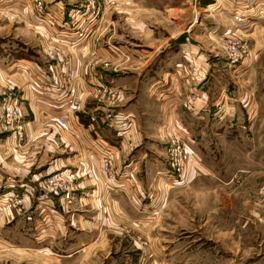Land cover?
<instances>
[{"label": "rangeland", "instance_id": "374dc122", "mask_svg": "<svg viewBox=\"0 0 264 264\" xmlns=\"http://www.w3.org/2000/svg\"><path fill=\"white\" fill-rule=\"evenodd\" d=\"M33 1L0 0V60H16L21 59L23 55L31 54L34 56L36 49L28 43L36 39L32 19H45L53 25L52 14H49L52 20L48 14L44 18L33 16ZM43 1L47 13V4L45 0ZM211 2L212 0H199V4L192 6L190 0H115L103 11L101 17L99 13L86 34V37L88 34H94L95 38H99L110 28L107 34L111 35V41L122 43L125 50L122 51L121 58L115 55L114 59H109L108 67L116 70L113 72L127 76L137 71L138 64L142 65L138 61H133L134 57L138 56L139 60H146L149 51L155 48L159 52V44L166 40L179 44L190 25L198 24L200 28L219 26L213 30L214 34H217L216 37L211 39L206 36L196 37L205 43L213 42L212 44L216 46L215 56L222 57L225 62V65L223 63L217 65L223 76L218 81L212 80L214 89L218 90L217 100L221 97L216 110H219L218 107H223L224 102L228 104L230 98L233 99L235 91L249 92V99L244 106H228V110H220V113L216 111L212 116L201 113L200 121L208 120L217 126L210 128L211 133L208 135L206 129L190 130L181 122L184 113L180 106L192 113L196 111L194 104L193 109L183 107L185 97L194 93L200 100L198 92H187L183 96L180 106L176 107L177 119L174 116L171 125L169 123L167 129L159 132L153 128L154 113L151 118L147 113H139L136 116L137 111H123L124 107H117L121 101L115 87L106 86L102 89L103 97L101 94L96 95V98L107 102L109 90L117 93V101L107 102L110 105L107 114L112 111L132 114L134 126L128 138L138 136L142 144L147 137L156 138V142L163 144L164 150L163 148L161 150L164 152V157L160 160L162 169L165 165L167 167L166 149L170 139L175 133L180 134L197 164V170L192 174L198 176L190 177L182 184L167 181V186L166 182L165 184L161 182L162 186L158 188L156 173V187L153 193L144 192L140 188L137 194L133 192L134 198L123 195L132 207L128 209L124 207L126 210L124 214L127 213V216H121L122 222L119 221L115 225H111L110 221L106 223L108 214L110 218L113 214L111 215L109 210L103 211L102 230L92 239L79 234L84 232L80 229L83 225L69 226L76 230L75 233L70 232L66 225L70 238L75 240L65 247L61 243L63 235L57 231L58 224L52 219L49 206L43 211L40 205L38 210H34L33 204L30 205L31 199L36 200L38 182L54 170L62 171L59 168L46 169L43 177L31 188L33 191L23 211L12 210L10 214L6 210H0V264H264V41L262 40L264 35L260 37L256 35L262 41L257 49V52L262 51L256 59L257 64L250 73L245 70V73L241 74L243 77H239L241 80L235 82L236 78L227 73L228 67L236 68L242 62L238 66H229L218 47L219 37L223 31L231 27L234 29L235 26L222 19L221 15H217L218 10H206L207 4ZM75 4H79L77 7L74 6L79 15L82 0ZM120 9L122 13L117 14L116 19L115 13ZM172 9L177 12H172ZM108 15H110L109 19H107ZM61 16L62 19L65 18L66 13ZM260 18L262 21L258 20L256 26L264 31V16L256 19ZM115 19L116 24L112 27V21ZM87 23V20L81 22L78 18L72 33H75L78 27L84 29ZM221 28V32L218 33ZM236 34L245 40L239 31L236 30ZM54 37L58 41L64 40V37L56 38L55 35ZM249 43V46L247 43V53L252 41L249 40ZM58 48L48 47L45 51L46 58L43 59L40 54L39 56L55 68L67 73L69 56ZM38 50L42 53L41 49ZM50 51L55 57L50 56ZM163 54L160 52L157 57ZM59 60L67 61L64 68L60 67ZM95 60L99 59L93 57L86 63L87 66H94ZM210 70L209 68L208 73ZM6 83L12 85L11 82ZM66 83L79 86L71 79ZM209 85L211 87V83ZM141 97L140 101L147 108L146 90ZM140 101L139 109L143 107ZM106 121H108L107 116ZM226 121L229 125L223 124ZM75 131L73 126L69 131L66 130L69 134ZM117 137L119 141L127 139V137ZM33 147L31 145V148ZM114 166L116 168L115 156ZM117 174L123 175L118 170ZM160 175L164 178V175L161 173ZM119 187L121 186L118 185L113 190ZM20 188L17 190L18 193L24 191ZM118 192L125 194V190ZM31 210L34 212L29 214ZM3 213L10 221L3 219L1 216ZM28 214L30 219L26 218ZM36 231L39 233L38 236ZM74 246L80 247L78 251H74L76 248Z\"/></svg>", "mask_w": 264, "mask_h": 264}, {"label": "crops", "instance_id": "0c3cea01", "mask_svg": "<svg viewBox=\"0 0 264 264\" xmlns=\"http://www.w3.org/2000/svg\"><path fill=\"white\" fill-rule=\"evenodd\" d=\"M45 1L47 14L54 16V23L51 25L45 19H32L31 23L36 39L28 43L36 49L34 56L31 54L30 56L23 55L21 59L16 60H0V87L4 86L6 82H11L14 85L11 95L22 107L21 122L25 123L24 128L27 133L25 138L17 142L9 133L0 130V193H5L8 190L7 185L10 181L18 182L20 179L23 183L20 189L32 188L43 177L46 169L59 168L62 171L72 172L75 178L73 198L66 201L60 196H51L47 200L52 219L58 224L57 231L64 238L61 243L68 247L75 239L70 238L66 225L72 233L76 232L72 227L83 225L80 229L84 232H79V234L92 239L102 230L103 211L109 210L111 215L113 214L112 218L108 214L106 222L110 221L111 225H115L119 221L122 222V215L127 216V213L124 214V207L128 209L132 205L129 200L126 201L123 195L134 198L133 192L137 194L140 188L144 192L153 193L156 187V173L158 188H161V182L163 184L166 182L165 185L175 182V178L171 176L166 165L162 169L160 160L164 157V152H162L164 148L163 144L156 142V138L149 139L147 137L143 144L142 140L135 135L134 138L127 137L124 141H119L115 131L106 121L107 110L110 106L108 101L96 98L97 94L102 93V89H105L106 86L117 89L121 101L117 107H124L123 111H137L136 116L139 113H147L149 117L154 113L156 120L152 119L155 121L153 128L158 132L162 129L164 131L171 125L174 116L176 117V107L180 106L183 96L187 92H198L200 100L194 103L195 112L192 113L180 106L184 113L181 122L186 124L190 130L203 131L206 129L207 135L211 133L210 128L213 129L217 126L208 120L200 121L201 113L212 116L216 111L220 113V110H228V106H244L248 102L249 92L235 91L233 99L230 98L228 104L224 102L223 107H218L219 110H216L221 97L217 100L218 90L214 89L213 81H218L223 76L217 65L219 63L225 65V62L222 57L215 56L216 46L212 44L213 42L205 43L196 37L206 36L208 39L216 37L217 34H214L213 30L219 26L200 28L198 24L190 25L185 30V37L179 44L166 40L159 44V52L155 48L149 51L146 60H139L138 56L134 57L133 61H138L142 65L137 63V71L124 76L123 73L113 72L116 70L114 68L111 70L107 64L109 59H114L118 55L121 58V53L125 50L122 43L111 41V35L107 34L110 32V28L99 38H95L94 34H88L82 42H74L69 36L73 34L75 23L78 20V13L74 6L79 5L75 4L79 0ZM232 7L233 4L230 0H212L207 4L206 10H218L219 13L215 12V14L221 15L222 19L229 22L228 18ZM242 11L247 17H250L249 15L254 10L244 9ZM63 13H66V16L62 19ZM120 13H122L121 9L115 13L116 15L114 14V17L117 19V14L120 15ZM109 18L110 15L107 16V19ZM50 19L52 20L51 16ZM116 19L112 21V27L116 24ZM258 20L262 21L261 18H252L250 23L246 19L235 26L247 41L248 46L249 40L252 41L251 48L242 63L233 69L228 67L229 72L227 73L236 78L235 82L241 80L239 77H243L241 74L245 73V70L250 73L262 52H257L262 41L256 35L259 37L264 35V31L256 26ZM193 27L197 31H194ZM221 30L222 28L218 33ZM54 35L56 38L63 36L64 40L58 41ZM105 35L107 36L105 37ZM49 36H51L50 39ZM262 40L264 41V37ZM51 46H57L62 53L68 54L70 64L67 73L55 68L46 59L40 58L39 54L43 56V59L46 58L45 51ZM38 49H41L42 53ZM117 52L120 53L117 54ZM160 52L164 54L157 57ZM93 57L99 60L94 61V66H87L86 63ZM209 68L211 70L208 73ZM129 76L130 78H127ZM69 79L77 82L84 92L80 110L69 118L70 126L76 129L75 132H70L72 134L67 133L51 119L60 115L56 102L57 97L44 90V86L48 84L54 86L55 92H60ZM144 90L147 93L145 101L148 105L147 108L140 101ZM139 101L143 103L141 109L138 106ZM223 124L229 125L227 121ZM31 145L34 147L31 148ZM161 148L163 149L161 150ZM106 151H111L114 154L116 168L123 174L119 176L118 185L121 187L111 191L106 190L102 185L105 174L101 162L103 152ZM160 173L164 175V178H161ZM194 175L191 173L188 178L198 176ZM119 190H125V194L118 192ZM140 203L141 200L139 206ZM31 204H33L34 210L40 208L34 199H31ZM34 210H31L29 214H32ZM29 214L27 219L31 218ZM1 216L4 220L10 221L6 214L3 213ZM74 247H76L74 251H78L80 248Z\"/></svg>", "mask_w": 264, "mask_h": 264}, {"label": "built area", "instance_id": "2783aa9c", "mask_svg": "<svg viewBox=\"0 0 264 264\" xmlns=\"http://www.w3.org/2000/svg\"><path fill=\"white\" fill-rule=\"evenodd\" d=\"M233 4L229 22L236 26V24L244 22L246 19L248 22H252V18H259L264 16V0H230ZM115 0H82V4L79 7L78 18L88 21V25L83 29L79 28L75 33L70 34L69 38L72 41H82L87 32L90 30L91 23L98 17L103 15V11L109 7ZM192 6L199 4V0H190ZM32 14L35 17L44 18L46 16V6L43 0L33 1ZM254 10L250 17H247L242 10ZM236 30L227 28L219 37L218 47L220 53L223 55L229 66H238L245 54L247 53V43L243 38H240L236 34ZM63 37V36H62ZM51 57H55V54L50 51ZM61 62V63H60ZM60 67L64 68L67 64L65 60H59ZM58 63V64H59ZM53 85H45V92L54 94L57 97V105L59 106L60 115L52 117L51 119L62 129L70 130L69 118L74 113L80 110L81 100L83 97V91L80 86L73 83H67L64 85L60 92L54 91ZM14 85L6 83L0 87V130L9 133V135L17 142L27 136L25 132V123L21 122L22 119V107L20 103L11 95V90ZM104 94H101L103 97ZM198 96L194 93L189 94L183 101V107L193 109V104L198 100ZM118 96L115 91L109 90L108 102L117 101ZM109 125L115 131L119 137H129L130 131L134 126V119L129 112H109L107 115ZM167 168L175 178L176 183H186L188 176L197 170L196 161L193 159L190 153V148L185 142L184 138L180 134L175 133L170 139L167 145ZM104 151V150H103ZM102 155V170L105 174V178L102 181V185L108 189L113 190L119 184L120 178L117 174V170L114 166V154L111 151L103 152ZM22 179L18 182L10 181L7 185L8 190L0 195V210H6L11 214L12 210L23 211L29 200L31 188L18 193V188L22 186ZM74 188V176L70 171H58L54 170L47 174L42 181L38 182L36 191V200L42 207V210L48 208L47 200L51 196L57 195L62 197L63 200H71L73 198ZM35 191V190H34Z\"/></svg>", "mask_w": 264, "mask_h": 264}, {"label": "bare ground", "instance_id": "6f19581e", "mask_svg": "<svg viewBox=\"0 0 264 264\" xmlns=\"http://www.w3.org/2000/svg\"><path fill=\"white\" fill-rule=\"evenodd\" d=\"M171 11H172V12H177L175 9H172Z\"/></svg>", "mask_w": 264, "mask_h": 264}]
</instances>
